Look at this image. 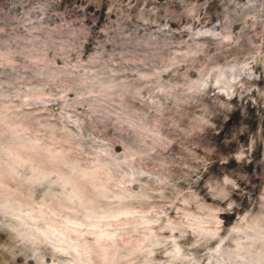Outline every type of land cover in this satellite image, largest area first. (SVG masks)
<instances>
[{"label": "rangeland", "instance_id": "1", "mask_svg": "<svg viewBox=\"0 0 264 264\" xmlns=\"http://www.w3.org/2000/svg\"><path fill=\"white\" fill-rule=\"evenodd\" d=\"M0 261L264 264V0H0Z\"/></svg>", "mask_w": 264, "mask_h": 264}, {"label": "bare ground", "instance_id": "2", "mask_svg": "<svg viewBox=\"0 0 264 264\" xmlns=\"http://www.w3.org/2000/svg\"><path fill=\"white\" fill-rule=\"evenodd\" d=\"M251 6V5H250ZM254 9V8H253ZM249 15V14H248ZM230 22V21H229ZM204 36V35H203ZM201 37V36H200ZM10 207V206H9ZM4 208V207H3ZM10 209V208H9ZM13 212V211H12ZM5 215V214H4ZM20 216V215H19ZM26 224V223H25ZM69 232V231H68ZM46 234V233H45ZM38 235H39V233H38ZM72 235H73V233H72ZM68 236H69V234H68ZM41 239H42V237H41ZM70 239V238H69ZM73 240V239H72ZM50 241V240H49ZM73 242V241H72ZM76 242V241H75ZM46 243V242H45ZM69 243H70V240H69ZM48 244H49V242H48ZM72 244V243H71ZM74 244H77V242L76 243H74ZM73 245V244H72ZM92 245V244H91ZM49 246V245H48ZM51 246V245H50ZM65 247V246H64ZM99 248V247H98ZM68 249V248H67ZM82 254V253H81ZM0 263H3V261H0Z\"/></svg>", "mask_w": 264, "mask_h": 264}]
</instances>
